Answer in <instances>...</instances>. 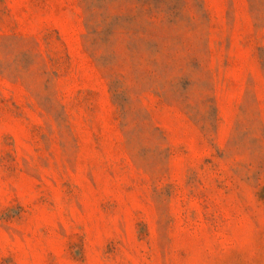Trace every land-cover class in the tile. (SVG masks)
I'll list each match as a JSON object with an SVG mask.
<instances>
[{
    "label": "rangeland",
    "instance_id": "rangeland-1",
    "mask_svg": "<svg viewBox=\"0 0 264 264\" xmlns=\"http://www.w3.org/2000/svg\"><path fill=\"white\" fill-rule=\"evenodd\" d=\"M0 264H264V0H0Z\"/></svg>",
    "mask_w": 264,
    "mask_h": 264
}]
</instances>
